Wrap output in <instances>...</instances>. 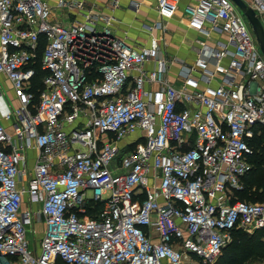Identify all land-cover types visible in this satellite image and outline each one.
Returning a JSON list of instances; mask_svg holds the SVG:
<instances>
[{
  "label": "built area",
  "instance_id": "2783aa9c",
  "mask_svg": "<svg viewBox=\"0 0 264 264\" xmlns=\"http://www.w3.org/2000/svg\"><path fill=\"white\" fill-rule=\"evenodd\" d=\"M181 1L156 0L150 32L162 37L134 48L113 34L112 17L63 25L44 0H0V75L18 100L0 89V264H213L234 232L264 229V201L235 196L264 128V56L231 0H191L183 16L206 40L175 85L163 47ZM248 4L264 26V0ZM213 34L224 39L211 43ZM92 201L102 205L90 216ZM36 223L31 248L26 226Z\"/></svg>",
  "mask_w": 264,
  "mask_h": 264
},
{
  "label": "crops",
  "instance_id": "0c3cea01",
  "mask_svg": "<svg viewBox=\"0 0 264 264\" xmlns=\"http://www.w3.org/2000/svg\"><path fill=\"white\" fill-rule=\"evenodd\" d=\"M52 9V20L63 25H68L74 21L83 19V14L91 13L92 15L111 18L110 29L117 38L122 39L130 47H139L148 45L152 34L156 37H162V31L154 29L150 32L152 26L160 21L156 9V0H64L69 3H83V9L60 7L59 0H44ZM191 0H182L180 10L173 19L165 21L166 46L163 47L165 55L174 59L168 78L175 85L180 83L179 72L181 64H191L197 56L199 41L206 38L189 29L186 19L183 16V9L191 3ZM137 5V11L134 8ZM101 24H106V20L101 18ZM211 43L222 38L221 35L213 34ZM151 65H148L150 68ZM0 89L4 97L11 106H18V100L11 82L4 76L0 75ZM9 124L8 122H5ZM41 224V223H40Z\"/></svg>",
  "mask_w": 264,
  "mask_h": 264
},
{
  "label": "trees",
  "instance_id": "16d2710c",
  "mask_svg": "<svg viewBox=\"0 0 264 264\" xmlns=\"http://www.w3.org/2000/svg\"><path fill=\"white\" fill-rule=\"evenodd\" d=\"M43 47L44 40L42 39L38 59L34 65L36 77L31 88L36 95L35 101H38L39 90L44 88L42 79L46 75L41 69L40 61ZM250 145L254 148V154L251 157L254 169L244 177V188L236 191L235 196L237 200L256 203L264 201V128L256 129V134ZM92 205H95V209L91 208ZM101 205V203L92 201L87 214L93 216V211L100 209ZM233 236V241L228 245L230 247L227 249L226 255H223L218 260L220 264H251L252 262L264 261V229L257 230L252 235L245 231L237 230ZM226 248L224 251H226Z\"/></svg>",
  "mask_w": 264,
  "mask_h": 264
},
{
  "label": "rangeland",
  "instance_id": "374dc122",
  "mask_svg": "<svg viewBox=\"0 0 264 264\" xmlns=\"http://www.w3.org/2000/svg\"><path fill=\"white\" fill-rule=\"evenodd\" d=\"M245 1L248 3V0H245ZM37 70H38V68H37ZM261 133H262V131H261ZM135 139H136V135L135 136L126 137L124 139V141L122 143H120V145L123 144V143L132 142ZM128 152H129L128 147H125V148L121 149L120 152L118 153V155L116 156V158L114 159V161L111 163L110 168L112 169L115 165L120 164V162L123 160L124 156ZM28 154H29V167L32 168L33 165H34V162H35V153L33 151H29ZM89 195H91V194L89 193ZM34 229H35V231H33ZM42 230H43V226L40 223H36V224H32V225L28 224L26 226V236H27V239L30 241V247L31 248H33V247L39 248L40 239L42 237ZM254 233H255V231L253 233H249V234L252 235ZM229 247L230 246H228L226 248V251H224V253H222V256L226 255L227 249H229ZM182 264H204V263L201 262V261H198V260H196L194 258L192 259L189 256V257L183 259V263ZM213 264H220V263H219V261H217V262H215ZM251 264H256V262H252Z\"/></svg>",
  "mask_w": 264,
  "mask_h": 264
},
{
  "label": "water",
  "instance_id": "95a60500",
  "mask_svg": "<svg viewBox=\"0 0 264 264\" xmlns=\"http://www.w3.org/2000/svg\"><path fill=\"white\" fill-rule=\"evenodd\" d=\"M246 18L254 38L264 56V26L256 11L245 0H231Z\"/></svg>",
  "mask_w": 264,
  "mask_h": 264
}]
</instances>
